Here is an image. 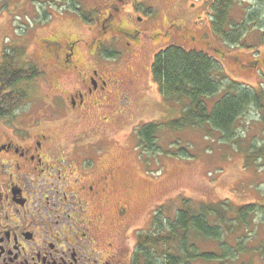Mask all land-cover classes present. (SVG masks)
I'll return each instance as SVG.
<instances>
[{
  "label": "rangeland",
  "instance_id": "rangeland-1",
  "mask_svg": "<svg viewBox=\"0 0 264 264\" xmlns=\"http://www.w3.org/2000/svg\"><path fill=\"white\" fill-rule=\"evenodd\" d=\"M112 1L0 0V62L3 52L9 50L14 52L19 66L32 62L43 72L39 78L21 86L28 97L12 114L14 117L7 118L9 123L33 125L36 119L58 118L59 127L48 131L59 130L64 135L83 129L90 131L98 117H111L105 124L112 140L108 163L116 168L117 180L129 186L123 198L130 216L123 224L130 225V249L134 248L135 230L148 231L154 211L166 202L175 217L177 199L182 196L196 202L227 200L234 206L264 203V156L259 158L257 154L255 162L249 165L247 162L250 151L264 150V112L256 108L248 110L231 136L210 125L175 130L169 124L180 118L183 106L180 102L165 100L152 75L155 55L169 45H178L209 54L220 62L229 79L246 88L264 89V0H235L231 8V16L237 22H242L246 15L257 14L255 18L259 22L249 23L248 35L243 40L252 45L250 49L227 44L215 34L212 27L214 0H132L136 5L133 11L119 14L111 25H122L127 20L143 31L136 55L134 53L132 58L125 50L128 40L119 38L110 44L105 42L110 57L100 56L109 67L105 65L104 69L115 83L111 86L114 93L109 98L111 101H107L109 105L103 108L104 113L96 108L83 121L70 117V122L65 123L57 115L65 107L56 100L54 85H60L65 93L72 91L81 85L80 75L56 67L58 59L48 40L56 39L63 46L72 38L81 39L80 64L87 71V66L95 65L86 58L88 43L93 37L108 40V35L113 34V30L109 33L103 30L104 36L100 34L101 18ZM130 6L126 9L131 10ZM130 79L135 80L133 85ZM126 86L134 87L129 97L118 102ZM223 95L225 93L209 97L207 103L213 107ZM28 116H32V121H26ZM149 123L162 125L154 141L144 143L139 140L138 132ZM2 124L0 122V133L7 130ZM95 127L99 130V126ZM93 136L97 137L95 133ZM121 225V222L115 223L111 234ZM238 241L245 251L239 258L236 257ZM224 243L233 252L214 264H264L257 250L264 247V216H258L242 230L227 233ZM205 245L222 253L216 243Z\"/></svg>",
  "mask_w": 264,
  "mask_h": 264
},
{
  "label": "flooded vegetation",
  "instance_id": "flooded-vegetation-1",
  "mask_svg": "<svg viewBox=\"0 0 264 264\" xmlns=\"http://www.w3.org/2000/svg\"><path fill=\"white\" fill-rule=\"evenodd\" d=\"M131 2L109 4L101 18L100 34L104 36L103 30H113V34L108 40L93 37L87 42L86 58L95 64L87 66V71L80 64L81 39L72 38L63 46L56 39L48 40L58 59L56 67L80 75L81 85L72 91L65 93L54 85L56 100L65 107L57 115L65 123L70 117L83 121L96 108L104 113L109 105L115 83L100 56L110 57L105 42L119 38L128 40L125 50L132 58L136 55L143 31L127 20L111 25L119 14L133 11L136 5ZM129 4L131 10L126 9ZM133 87L126 86L118 102L129 97ZM13 117H0L7 129L0 133V264H132L137 233L143 229L135 230L134 248L130 249V225L123 224L130 216L123 198L129 186L117 180L116 168L108 163L112 140L105 124L111 117H98L90 131L64 135L59 130L48 131L59 127L58 118L18 126L9 123L7 118ZM26 121H32V116ZM118 222L122 225L111 234Z\"/></svg>",
  "mask_w": 264,
  "mask_h": 264
},
{
  "label": "trees",
  "instance_id": "trees-1",
  "mask_svg": "<svg viewBox=\"0 0 264 264\" xmlns=\"http://www.w3.org/2000/svg\"><path fill=\"white\" fill-rule=\"evenodd\" d=\"M235 2L214 0L213 31L227 44L250 49L252 45L245 44L243 40L248 35L249 23L259 22L255 18L257 14L246 15L242 22L235 21L231 16ZM2 57L0 117H7L14 114L28 97L21 86L39 78L43 72L32 62L19 66L12 51H4ZM152 75L164 99L180 102L183 106L180 118L169 124L175 130L210 125L212 129L231 136L235 133L239 119L248 110L256 108L264 112V89L250 90L229 79L220 62L202 51L169 45L155 55ZM219 93L225 95L210 107L207 98ZM262 121L264 124V114ZM161 125H144L138 132L139 140L144 143L153 142ZM247 155L249 165L256 161L257 156L263 157L264 150L259 148ZM177 200L179 204H175V217L171 215L169 202L163 203L154 211L151 228L137 233V249L132 264L220 262L233 252L224 243L225 235L242 230L258 216H264V203L261 202L234 206L227 200L216 203L196 202L183 196ZM207 242L218 244L222 253L205 247ZM236 248V257L239 258L245 251L239 241ZM257 250L264 258V247L260 246Z\"/></svg>",
  "mask_w": 264,
  "mask_h": 264
}]
</instances>
